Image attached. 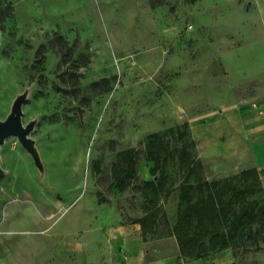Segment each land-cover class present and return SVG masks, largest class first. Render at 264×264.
<instances>
[{"label":"rangeland","instance_id":"374dc122","mask_svg":"<svg viewBox=\"0 0 264 264\" xmlns=\"http://www.w3.org/2000/svg\"><path fill=\"white\" fill-rule=\"evenodd\" d=\"M261 90L264 0H0V121L20 105L34 149L0 147V264H95L121 247L124 231L101 229L115 212L165 233L167 264H264V174L203 163L189 123ZM188 166L221 191L212 221L193 208L208 185L167 192Z\"/></svg>","mask_w":264,"mask_h":264},{"label":"crops","instance_id":"0c3cea01","mask_svg":"<svg viewBox=\"0 0 264 264\" xmlns=\"http://www.w3.org/2000/svg\"><path fill=\"white\" fill-rule=\"evenodd\" d=\"M94 49H97L96 56L100 57L105 49L111 47L100 44ZM95 62L99 65L100 59L97 58ZM189 123L193 134L197 136L203 163L236 159L240 169H256L259 174H264V90L238 98L221 111L194 116ZM101 229L114 232L119 229L125 234L120 249L108 256L95 254V264L119 259H122L123 264H167L168 257L163 256L157 247L164 235L145 239L139 221L132 225L125 224L121 214L115 212L112 222ZM128 231H133V234H128ZM149 245L154 247L148 248ZM233 263L240 264L227 256L199 264Z\"/></svg>","mask_w":264,"mask_h":264},{"label":"trees","instance_id":"16d2710c","mask_svg":"<svg viewBox=\"0 0 264 264\" xmlns=\"http://www.w3.org/2000/svg\"><path fill=\"white\" fill-rule=\"evenodd\" d=\"M154 146L152 143H149L146 145V149L148 150L149 159L155 162V167L152 170L153 175H156L158 168H160V161L159 157L155 156ZM193 167L188 166L187 172L185 173V177L177 184L170 187V189L167 190V192L176 190L180 193V196L183 199H189L191 198V193L195 190H200L203 185H208L210 188V191L212 192L209 196V202H206L201 207H193L196 210V215L200 220H203V222H206V220L212 221L215 218V215L219 212V207L216 204V199H219L221 201L222 195L220 189L217 188V183H207L206 181H203L202 179H191V175L193 172ZM244 175H252L256 176L257 179H259V173L256 169H249L243 172ZM119 175V171L116 173V176ZM146 187H150L153 190L154 195H158L161 191L165 190L164 187V181L161 179L160 181H147ZM126 188V185H121V189ZM153 201V199H151ZM192 208L190 209V211ZM189 211V212H190ZM204 232V231H203ZM202 231L198 233V238H201L203 236ZM165 236V233L163 234ZM169 235H176L180 236L178 227L171 229V232ZM160 236V235H159ZM162 236V234H161ZM180 238V237H179ZM235 264V263H233Z\"/></svg>","mask_w":264,"mask_h":264},{"label":"water","instance_id":"95a60500","mask_svg":"<svg viewBox=\"0 0 264 264\" xmlns=\"http://www.w3.org/2000/svg\"><path fill=\"white\" fill-rule=\"evenodd\" d=\"M28 126H24L22 123V110L21 106L17 105L13 116L7 118L5 121H0V147L10 136H18L21 142L34 152L33 146L28 139L30 132Z\"/></svg>","mask_w":264,"mask_h":264}]
</instances>
